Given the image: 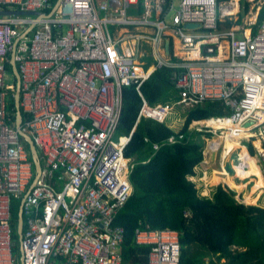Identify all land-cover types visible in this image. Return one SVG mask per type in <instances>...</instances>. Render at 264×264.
<instances>
[{
    "label": "built area",
    "instance_id": "obj_1",
    "mask_svg": "<svg viewBox=\"0 0 264 264\" xmlns=\"http://www.w3.org/2000/svg\"><path fill=\"white\" fill-rule=\"evenodd\" d=\"M219 3L60 0L48 15L51 0H0V10L33 13L0 16V264H17L11 226L15 202L21 203L23 218V264H179L177 231L136 229V244L151 250L146 262L127 263L120 249L124 230L113 225L132 194L134 167L123 155L129 136L113 141L122 89L133 86L138 92V119L163 122L172 112L167 105H149L140 92L150 75L138 70L144 43L156 68L178 69L171 78L178 105L189 109L218 101L225 107V113L197 122L196 130L247 134L245 150L252 156L250 143L264 171V19L256 33L238 38L219 30L224 12ZM169 33L183 54L176 63L163 55ZM13 51L20 129L36 149L37 175L15 127L16 112L12 119L8 108L15 84H7L5 75H12L7 65ZM145 109L165 116L158 120ZM208 150L215 151L213 143Z\"/></svg>",
    "mask_w": 264,
    "mask_h": 264
},
{
    "label": "trees",
    "instance_id": "obj_2",
    "mask_svg": "<svg viewBox=\"0 0 264 264\" xmlns=\"http://www.w3.org/2000/svg\"><path fill=\"white\" fill-rule=\"evenodd\" d=\"M55 3L56 0H51V6ZM263 19L264 8L260 11L253 34ZM171 61L179 62L174 57H171ZM153 67L140 87L143 98L149 104L167 98L169 100L173 97L171 92H177L171 78L178 69ZM145 68L151 69L152 65L147 64ZM7 70L11 71L10 65H7ZM140 107L141 98L135 87L123 88L115 132L117 136H129L123 155L131 158L134 163L129 176L132 194L113 222V225L124 230V239L120 245L123 262L143 263L148 259L151 248L136 244V229H172L179 235V264H264V189H252L257 178L239 180L234 176V171L230 175L225 169L223 183L235 192L239 193L245 188L239 182L251 183L250 190L243 193L241 200L249 205L237 202L235 193L221 184L215 187L210 197H201L197 186L188 180L203 159L204 142L201 138L203 135L210 136L209 133L190 131V126L210 116L225 113V107L218 101H206L189 108L178 130L144 118L135 126ZM8 108L12 110L14 119L16 109L13 97L8 101ZM143 113L158 120L165 116L164 113L148 109ZM170 138L176 142L168 143ZM124 141L123 138L120 140ZM247 147L250 153L254 152L250 144ZM219 182L222 181L215 171L204 175L201 179V193L206 196L209 193L208 187ZM19 204L15 202L11 208L13 255L16 254L18 242L16 226Z\"/></svg>",
    "mask_w": 264,
    "mask_h": 264
},
{
    "label": "crops",
    "instance_id": "obj_3",
    "mask_svg": "<svg viewBox=\"0 0 264 264\" xmlns=\"http://www.w3.org/2000/svg\"><path fill=\"white\" fill-rule=\"evenodd\" d=\"M258 1H261V0H237V1L225 0V1H220V3H219L220 10H224V12H223V17L221 18V20L219 22V25H218L219 30L220 31H229V30H231L237 35L238 38L243 37V36H248L249 34H253V32L255 30L256 22L258 20L259 14H260V11H261L262 8H264L263 6H259L257 4ZM227 10H230V11H227ZM142 30H145L146 32H149L147 29H142ZM140 32H143V31H140ZM166 39H168V41H169L168 54L165 52V45H164L166 43L165 42ZM163 45H164L163 46L164 59H166L167 61H171V57H174L177 60H180L179 58H182L181 52H180V50H181L180 42L172 34L169 33V34L166 35V37L164 38ZM144 47L145 48L147 47V51L144 50L145 48H143V47L140 49V51L143 54V56L142 57L141 56L138 57V61H139L138 62V66H139L138 70L139 71L143 70L146 73H148V72L151 73L153 71V69H154L153 65L155 66V61L153 60V56H152V53H151L150 45H148V44L145 45L144 44ZM178 54H180V55H178ZM147 64L148 65H152V68L151 69H146L145 67H146ZM171 94L173 95V97L171 99H169V100L167 98V99L163 100L162 102H156L154 104H149L148 102L147 103L149 105H167V106L171 107L172 111H173V109H178L177 113H176V116L180 115V118L177 119L178 124H175V127H173L174 125H172V124H168L169 117H167L163 122H158V121H155V120L151 119L154 122L162 123V124L167 125L170 128L178 130L182 126V124L184 123V120L186 118L187 109L184 108L181 105H178L176 103V101H177L176 100L177 92L174 93L172 91ZM169 116H171V115H169ZM140 119H138V116H137V119H136V122H135V126L140 121ZM195 125H196V123H193L190 126L189 130L190 131H197ZM135 126L133 127L132 131L134 130ZM132 131H131V133H132ZM198 132H200V131H198ZM131 133H130V135H131ZM124 137H127V136H118L117 138H124ZM209 153L210 154L214 153V151H209L208 149H205V148L203 149V159H202V161L194 168V175L188 177V180L193 182L197 186V188H198V186L201 185L202 177L204 175H208L211 171H214V170H209V165H208L209 157H210ZM247 163H248V161H247ZM240 164L241 163H239L238 165H240ZM232 169H233L232 172L234 171V176H236L237 178H239L241 180L242 178H240L237 175V173L235 172L233 166H232ZM260 173H261V178L260 179H258V177H256L255 175H250L249 178L256 177L258 182L259 183L261 182L263 184V171H260ZM235 181L237 182L238 179H235ZM220 183L224 184L223 182H219V183H217V185H219ZM261 183H260L259 187H261L263 189L264 186ZM209 192H210V188H209Z\"/></svg>",
    "mask_w": 264,
    "mask_h": 264
},
{
    "label": "rangeland",
    "instance_id": "obj_4",
    "mask_svg": "<svg viewBox=\"0 0 264 264\" xmlns=\"http://www.w3.org/2000/svg\"><path fill=\"white\" fill-rule=\"evenodd\" d=\"M259 6H263V4H264V0H261V1H258V3H257ZM8 9H12V8H10V7H8ZM199 33H201V31H198ZM145 44V43H144ZM144 44L142 45V47L143 48H145L144 47ZM145 45H147V44H145ZM141 47V48H142ZM144 50H146L147 51V47L144 49ZM178 55H180V54H178ZM181 56H183V54L181 53ZM5 82L7 83V84H10V83H12V82H14V77L11 75V74H9V73H7L6 75H5ZM177 110L178 109H173V111H172V113L170 114L171 116H169V120H168V124H172V125H174L173 127H175V124H178V122H177V119L178 118H180V115L179 116H176V113H177ZM221 136V132L220 131H217L216 133H212L210 136H203V138H204V140H203V142H204V146H203V149L205 148V149H208V146L211 144V143H213V142H216V141H218L219 140V137ZM117 134H115L114 135V137H113V141H116L117 140ZM215 139V140H214ZM246 141H248V140H246ZM220 142V141H219ZM248 144H250V143H248ZM246 148V147H245ZM243 149L242 148H239V149H236V150H230L229 152H228V154H227V156H225L222 160L220 159L221 157H222V145H219L218 146V148H217V150H215L214 151V153H209V156L211 157H209V163H208V165H209V170H214L215 171V173L217 174V171L218 172H220V171H222V173H223V176L225 177V169H226V171L230 174V175H232L233 174V172H232V165H231V162H232V159L235 157V155H237L239 152H241ZM248 151H249V149H248ZM254 151V150H253ZM220 154V155H219ZM252 156V158L255 160V163H256V159L253 157L254 156V152L253 153H250ZM220 157V158H219ZM257 158V157H256ZM260 163L257 161V163H256V165H257V167H258V171H260V168H259V165ZM259 165V166H258ZM236 177V176H235ZM248 177H250V176H248ZM247 177V178H248ZM242 178H245V177H242ZM246 178V179H247ZM251 178H253V177H251ZM239 179V178H238ZM240 180V179H239ZM238 180V181H239ZM241 180H243V179H241ZM237 181V182H238ZM239 183H243L244 185H245V188L242 190V191H240L239 193H237V192H235V190H232V189H230V190H232L234 193H235V195H234V197L235 198H238L239 199V201L241 202V203H243L241 200H242V196H243V193H245V192H247V191H249L250 190V188H251V183L250 182H247V181H245V182H239ZM261 183V182H260ZM260 183L258 182V180H257V182H256V184L253 186V189L254 190H256L258 187H259V185H260ZM220 184H222V183H220ZM262 184V183H261ZM222 185H224V184H222ZM201 186V185H200ZM200 186H198V195L199 196H201V197H210L211 196V194H212V192H213V190L215 189V187L217 186V184L216 185H213V186H211V187H208V188H210V192L206 195V196H204V194L203 193H201V191L203 190L202 188H203V185L200 187ZM224 187H227L226 185H224ZM228 188V187H227ZM229 189V188H228ZM244 204V203H243ZM244 205H249V204H244ZM261 208H263V207H261ZM15 252H16V254L14 255V257H15V260H16V262H17V264H20V256H21V254H20V250H19V241L17 242V244H16V249H15Z\"/></svg>",
    "mask_w": 264,
    "mask_h": 264
},
{
    "label": "water",
    "instance_id": "obj_5",
    "mask_svg": "<svg viewBox=\"0 0 264 264\" xmlns=\"http://www.w3.org/2000/svg\"><path fill=\"white\" fill-rule=\"evenodd\" d=\"M60 3V0H56V3L54 4V6L52 7V9L50 10V12L48 13V15L53 14L58 5ZM33 13L31 12H27V13H21V12H17V11H9V10H0V16H5V15H32ZM186 28H196V25H192V24H187L185 25ZM165 52L168 54V50H169V41L168 39L165 40ZM15 46V45H14ZM9 65L11 68V73L12 76L15 79V92H14V106L16 109V114H15V127L18 131V134L25 140L28 150L30 152V156L34 165V170L36 175L40 172V163H39V159H38V155L36 152V149L34 147V144L31 140V138L24 133L21 129H20V125H21V121H22V116L19 110V100H20V95H19V87H20V79H19V74L17 72L16 69V65H15V61H14V51L11 53L10 55V61H9ZM235 200L239 203H241L239 201L238 198H235ZM21 204V203H20ZM22 230H23V218H22V214H21V206L19 207V211H18V218H17V226H16V235L18 238V241H21L22 238ZM20 264H23V257L20 256Z\"/></svg>",
    "mask_w": 264,
    "mask_h": 264
},
{
    "label": "bare ground",
    "instance_id": "obj_6",
    "mask_svg": "<svg viewBox=\"0 0 264 264\" xmlns=\"http://www.w3.org/2000/svg\"><path fill=\"white\" fill-rule=\"evenodd\" d=\"M234 1H237V0H234ZM227 11H230V10H227ZM247 137H248V135L243 134V133H239L235 136H234V134H231V135L223 134L219 137L218 141L213 142V148H214V150H216L219 145H222V157L221 158L219 157L221 160L225 156H227V154L230 150H232V149L236 150V149L242 148L243 150L241 152H239L237 155H235V157L232 159V162H231L232 166L234 167L235 172L237 173V175L240 178L245 177L242 179H246L250 175H255L256 177H258V179H260L261 173H260V171H258V167L255 163V160L245 150ZM247 161H248V163H247ZM239 163H241V164L238 165ZM220 173H222V171H220ZM217 176H218V179L220 181H222V182L225 181V177L223 175H220L219 172H217Z\"/></svg>",
    "mask_w": 264,
    "mask_h": 264
}]
</instances>
